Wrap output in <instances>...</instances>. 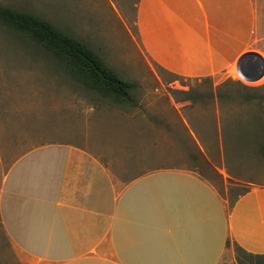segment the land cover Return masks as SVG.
<instances>
[{
    "label": "crops",
    "instance_id": "1",
    "mask_svg": "<svg viewBox=\"0 0 264 264\" xmlns=\"http://www.w3.org/2000/svg\"><path fill=\"white\" fill-rule=\"evenodd\" d=\"M255 2L139 0L141 43L171 72L223 77L251 52ZM20 126L0 116V235L21 263L239 264L235 244L264 254V185L231 202L190 168L133 175L127 155L116 175L100 151L33 143Z\"/></svg>",
    "mask_w": 264,
    "mask_h": 264
},
{
    "label": "rangeland",
    "instance_id": "2",
    "mask_svg": "<svg viewBox=\"0 0 264 264\" xmlns=\"http://www.w3.org/2000/svg\"><path fill=\"white\" fill-rule=\"evenodd\" d=\"M138 2L0 0L82 39L137 84L136 106L115 103L74 81L53 56L0 24V116L18 121L31 140L38 139L33 143L48 137V143L65 148L100 151L116 175L114 166L127 155L129 165L141 164L133 175L190 168L231 202L254 184L264 185V0H256L250 15L256 23L251 52L259 55L220 78L182 76L150 58L139 35ZM135 148L141 156L133 155ZM6 243L0 235V264H23L3 252Z\"/></svg>",
    "mask_w": 264,
    "mask_h": 264
},
{
    "label": "trees",
    "instance_id": "3",
    "mask_svg": "<svg viewBox=\"0 0 264 264\" xmlns=\"http://www.w3.org/2000/svg\"><path fill=\"white\" fill-rule=\"evenodd\" d=\"M0 24L32 40L88 90L118 104L137 105L135 81L123 77L91 45L59 29L50 20L0 4ZM261 151L264 154V144ZM235 252L239 264H264V254L248 252L237 244Z\"/></svg>",
    "mask_w": 264,
    "mask_h": 264
},
{
    "label": "water",
    "instance_id": "4",
    "mask_svg": "<svg viewBox=\"0 0 264 264\" xmlns=\"http://www.w3.org/2000/svg\"><path fill=\"white\" fill-rule=\"evenodd\" d=\"M257 55H259V54H257V53H249V54H247V55H245L242 59H241V62L242 63H249V62H251V56H257ZM250 59V60H249ZM264 59V58H263Z\"/></svg>",
    "mask_w": 264,
    "mask_h": 264
}]
</instances>
